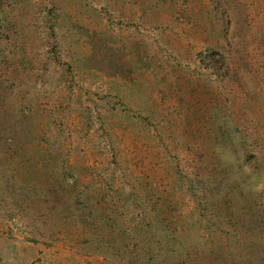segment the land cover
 <instances>
[{"label":"rangeland","instance_id":"1","mask_svg":"<svg viewBox=\"0 0 264 264\" xmlns=\"http://www.w3.org/2000/svg\"><path fill=\"white\" fill-rule=\"evenodd\" d=\"M0 264H264V0H0Z\"/></svg>","mask_w":264,"mask_h":264}]
</instances>
